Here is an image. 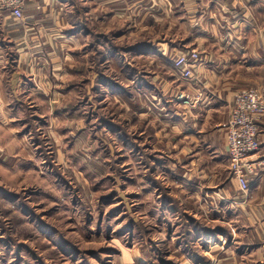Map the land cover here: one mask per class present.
<instances>
[{
  "label": "rangeland",
  "instance_id": "rangeland-1",
  "mask_svg": "<svg viewBox=\"0 0 264 264\" xmlns=\"http://www.w3.org/2000/svg\"><path fill=\"white\" fill-rule=\"evenodd\" d=\"M124 1L123 15L107 17L100 28L95 19L86 31L73 18L75 26L48 33L42 43L35 38L33 44L42 46L20 53L54 58L47 70L54 71L58 90L34 93L28 85L26 92L11 95L12 112L0 113L5 264H85L91 258L99 264L96 257L103 258L119 238L125 246L145 245L165 226L172 228L151 220L161 212L157 200L164 198L173 203L165 218L175 224L186 212L226 236L249 228L242 207L223 188L234 181L229 164L211 159L186 134L199 105H194L199 97L189 93L201 47L179 44L187 34L173 21L180 16L166 15L153 1L151 6L141 1L137 11ZM154 8L160 13L151 14ZM91 28L107 42L90 35ZM192 52L199 60L193 76L185 78L175 61ZM220 234L217 242H228Z\"/></svg>",
  "mask_w": 264,
  "mask_h": 264
},
{
  "label": "crops",
  "instance_id": "crops-1",
  "mask_svg": "<svg viewBox=\"0 0 264 264\" xmlns=\"http://www.w3.org/2000/svg\"><path fill=\"white\" fill-rule=\"evenodd\" d=\"M130 1L136 11L141 1L145 6H151L153 1L154 7L165 8L166 15L180 16L173 21L175 25L176 22L179 26L181 23L180 27H183L187 34L179 44L201 47L203 57L201 56L197 76L189 93L193 97H199V105L195 112L197 116L193 124L190 122L192 127L186 134L195 137L197 148L209 151L211 159L229 164L226 131L222 126L231 116L234 96L241 89L249 88V85L259 86L264 80V0ZM124 2L28 0L24 22L16 23L8 15H0V113L5 117L7 112H12L11 95L26 92L29 90L28 85L33 87L34 93L46 91L55 94L58 90L54 71L47 70L49 64H55L54 58L20 54L25 51V47L42 46L33 44V39L40 38L39 42L42 43L41 39L48 37V33L58 32L61 28L68 29L70 25L75 26L73 18L76 20L77 17L81 20L80 25L85 28L88 21L97 19L95 26L100 28L107 17L118 19L123 15ZM159 13L155 8L151 12L153 15ZM89 34L96 32L91 28ZM96 35L101 38L104 34ZM14 49L18 51L17 55L14 54ZM31 68L34 69L28 79L26 73ZM31 83H34V86H31ZM260 138L261 148L254 157L255 166L253 174L249 177L248 193L243 194L239 190V198L233 194L232 183L238 186L234 181L223 187L231 197L228 196V199L232 201L234 198L233 203L242 207L249 226L247 231L235 230L227 233V236L225 233H219L226 236L228 242H217L219 235L216 233L209 237V240H215V243L208 240L201 248L200 241L196 239L193 244L187 246L181 238L183 235H180L183 226L181 215L177 224L167 220L164 215L168 211L166 205L157 200L156 205H159L161 215L152 214V222H159L162 227L166 222L169 229L172 225L171 230L176 228V231L181 232L173 233L164 225L166 229L163 228L161 236L153 237L152 240L148 238L147 244L132 247L122 245L123 240L119 238L114 241L115 247L109 249L111 251L103 252L104 257H96L95 260H98L99 264H264V125L261 126ZM17 139L23 149L24 142ZM20 151H15L16 155ZM185 213L183 214L188 216ZM193 219L199 223L198 216ZM200 223L211 231L215 230L209 228L208 220ZM161 238L159 242H167L168 248L159 245L158 239ZM19 258L24 259L22 256ZM85 264L97 263L91 258Z\"/></svg>",
  "mask_w": 264,
  "mask_h": 264
},
{
  "label": "built area",
  "instance_id": "built-area-1",
  "mask_svg": "<svg viewBox=\"0 0 264 264\" xmlns=\"http://www.w3.org/2000/svg\"><path fill=\"white\" fill-rule=\"evenodd\" d=\"M28 0H0V15H8L16 23L25 21ZM199 54L192 52L175 61V67L185 78L193 76L192 68ZM198 104V100L194 102ZM228 121L222 126L226 131V148L229 170L243 194L249 191V177L254 172V157L261 148V126L264 125V80L259 86L238 91Z\"/></svg>",
  "mask_w": 264,
  "mask_h": 264
},
{
  "label": "trees",
  "instance_id": "trees-1",
  "mask_svg": "<svg viewBox=\"0 0 264 264\" xmlns=\"http://www.w3.org/2000/svg\"><path fill=\"white\" fill-rule=\"evenodd\" d=\"M81 26H83V25L81 24ZM84 30H86V29H84ZM101 38H104V40H106V42H107L106 36L103 35ZM97 42H98V40H96L95 46H98V45L101 46V42H100V44H98ZM135 50L136 49H134L133 52H136ZM161 201L166 206H170L169 204H173L171 200H167L165 198L162 199ZM183 215L184 214L182 213L181 218H182L183 226L181 227L182 228V230H181L182 234H180V235L181 236L183 235L181 238L183 239V241H185V243H187V246L189 244L190 245L193 244V242H195L196 239H198V241H200V243L203 245V244L207 243V240L210 239L209 237H212L211 235L216 234V233H221V232L225 233L222 230L211 231V229H207L200 222L198 223L197 221H195L193 219V217L185 216V215L183 216ZM133 227H134L133 224H128V226H127L128 231H130V230L132 231ZM170 231H172V230L170 229ZM89 255L92 256L93 253H89ZM0 262H1V264H5L6 261L3 257H1Z\"/></svg>",
  "mask_w": 264,
  "mask_h": 264
}]
</instances>
